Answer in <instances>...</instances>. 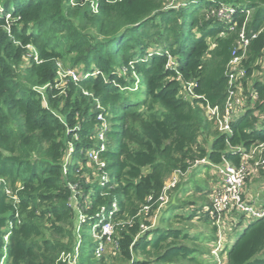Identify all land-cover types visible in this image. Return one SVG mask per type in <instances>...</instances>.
I'll list each match as a JSON object with an SVG mask.
<instances>
[{
  "label": "trees",
  "instance_id": "1",
  "mask_svg": "<svg viewBox=\"0 0 264 264\" xmlns=\"http://www.w3.org/2000/svg\"><path fill=\"white\" fill-rule=\"evenodd\" d=\"M84 1L2 0L0 262L69 264L62 254L74 253L73 232L81 224L78 264H96L98 242L88 230L100 234L104 221L114 230L113 264H203L199 250L184 244L197 236L186 229H149L138 211L158 201L175 171L185 173L205 159L210 166L224 160L237 166L241 154L234 148L264 144V80L248 83L264 58V0H186L177 8H166L167 0H88L82 8ZM223 6L236 9L231 21L211 15ZM6 13L20 18L10 32ZM243 26L251 40L245 104L231 122L232 133L223 135L202 104L225 103V74ZM67 62L82 66L78 81L57 80ZM132 75L140 84L145 80L144 98L137 97L141 85L131 91L138 81ZM182 82H196L200 98L184 99ZM100 116L110 127L107 150L99 155L103 169L87 157L100 145ZM209 138L207 151L200 141ZM186 215L210 218L205 210ZM244 221L242 216L235 231ZM217 230L208 241L215 242ZM227 246L226 264H264V220L248 222Z\"/></svg>",
  "mask_w": 264,
  "mask_h": 264
},
{
  "label": "built area",
  "instance_id": "2",
  "mask_svg": "<svg viewBox=\"0 0 264 264\" xmlns=\"http://www.w3.org/2000/svg\"><path fill=\"white\" fill-rule=\"evenodd\" d=\"M95 9V6H94ZM96 10V9H95ZM4 8L0 2V13L4 14ZM236 13L234 6H223L219 9H214L211 11V15L218 17L220 20L231 21ZM0 14V15H1ZM250 13L247 14V20ZM5 19L7 22L6 29L10 32V26L12 23L18 21L20 18L13 16L10 13H6ZM256 35L252 36L254 39ZM251 40L245 34V28L243 26L239 38L236 42L235 48L232 52V58L227 66L226 76L229 80L228 91L225 103L223 105H213L209 101H205L202 104V108L205 110L207 118L212 121L220 134L229 135L232 133L231 122L240 114L241 108L245 104V95L243 93V82L242 80L247 75V70L244 66V60L247 58ZM174 65V60L169 62V66ZM71 76L70 74H68ZM100 72L95 71L92 76L97 78ZM77 75L72 74L73 81H78ZM181 80V78H180ZM138 81L133 84L131 91L138 89ZM116 85V84H115ZM120 86V85H116ZM183 86V98L186 100H192L195 98H200L195 95L194 89L197 87L196 82H182ZM121 87V86H120ZM256 96L253 100H256ZM99 108H101L99 106ZM99 120L103 122L100 133L97 135V141L100 143L97 150H92L88 152L87 157L93 163H95L99 169L105 167V162L101 161L99 155L101 152L107 150L106 138L104 135L108 131L109 127L106 119L103 116L99 117ZM237 153L241 154V160L239 165H235L227 160H224L220 165L216 167L218 180L210 192V203L211 206L207 207L205 211L208 213L211 219L216 220V227L218 229L219 241L216 243V248L212 251L215 258H218L221 251H224L227 242L224 244L223 241L228 234L231 233L232 229L235 228L240 222V218L243 216L248 222L254 220H264V204L257 208L253 206L250 187L248 185L249 179L256 176L258 172H263L264 174V144L254 145L249 150H245L241 147L234 148ZM200 163H207L208 161L199 160ZM253 165V167L251 166ZM254 169L261 170L255 171ZM184 172L181 170L175 171L172 176L167 180L162 195L157 202H166L168 200V192L175 190L180 184L181 177L184 176ZM103 182L108 181L107 174L102 177ZM104 186V185H103ZM152 198H149L151 201ZM152 205L145 206L141 211L145 216L150 214ZM113 208L116 210V206ZM140 214H138L139 216ZM145 227V226H143ZM114 230L112 224L104 223L100 232L102 237V242L104 239L112 240ZM224 234V235H223ZM5 241L8 242V235L5 237ZM102 248L99 246L96 250V256H101ZM72 254H62L63 261H67L69 264H74L71 259Z\"/></svg>",
  "mask_w": 264,
  "mask_h": 264
},
{
  "label": "rangeland",
  "instance_id": "3",
  "mask_svg": "<svg viewBox=\"0 0 264 264\" xmlns=\"http://www.w3.org/2000/svg\"><path fill=\"white\" fill-rule=\"evenodd\" d=\"M185 1L186 0H167L165 3V7L166 8H168V7L169 8H177L178 6L185 4ZM0 2L2 5V0H0ZM88 3H89V1L85 0L84 2L79 4V6L83 8ZM71 6L73 8L78 7L76 2H73L71 4ZM259 66H260V69L254 73L253 77L250 78V80L248 81L249 84L252 82V80H254L256 78H260V80H264V58L262 59V61H260ZM68 74H70L71 76H69ZM72 74L77 75L78 78L80 76H83L82 75L83 74L82 66L72 68L70 63H68V62L66 64H61L60 72L58 73L57 80H60L63 83L67 79L73 80ZM132 79L138 80V82L140 80L139 77H137L136 75H132ZM138 85L139 86L141 85V87H140L141 88L140 89L141 94L137 95V97L144 98L145 88H146L145 80L141 79V84L139 83ZM243 93H245V90L243 91ZM137 97H134V98H137ZM241 111H242V108H241ZM107 124L109 127L108 121H107ZM214 130H217L216 127L214 128ZM104 138H106V134L104 135ZM211 140L212 139L209 138L208 141L206 142V141H203V139H201L200 144L203 148H205L208 151L210 148V145H211ZM201 165H202V163H200L199 160H197L191 166V168H194V167L199 168ZM94 166L96 167L95 164H94ZM251 166L253 167V165H251ZM91 169H92V165H89L87 167V172L85 174L86 176H89V171ZM255 171H261V170L254 169L253 172H255ZM213 172H214L213 170H210V172H207V174L212 176ZM187 173L188 172H186L184 174V176L181 177L180 184L178 185V187L175 190L168 192V200L166 202L164 201L163 203L162 202L153 203L151 210H150V214L148 216H145L143 214V212L141 210H139L138 211V214H140L139 218H141L142 221L147 219L148 224H151V227L149 229L154 228V227L156 228L158 226H161L164 228L165 227H169V228L171 227L174 229H184V230L186 229L185 234L188 233L189 237H191V238H193L195 236L198 237V239H196V240H190V239L184 240V244L189 246V247H192V248L199 250L196 253L200 254V257L198 258V260L200 262H202L203 264H226V254H222L223 251L220 252L218 258H215L214 255L212 254V251L214 250V248H216L217 241H219L218 230L215 231V234H216L215 235V237H216L215 242L212 243V241L207 240L209 236L210 237L213 236V228H215V226L217 224L216 220L209 218V221L208 220L199 221L198 219L189 220L186 217H184V219L182 218V216H187L185 211L188 209L187 207H185L184 203L192 202L194 200V198H197L196 202H202V204H207L209 202V205L207 207L211 206L209 191H208V194H205L204 192L200 195L197 194V197L194 196V193H188L185 190H184V192H182L183 187L185 185H187L186 181H185L187 179ZM215 174L216 175L213 177L212 182H215V184H216V182L218 180V174H217L216 167H215ZM255 183H258L259 185H262L264 187V184H263L264 183V174H263V172H258L256 174V176L250 178L248 185H249V187H252V186L256 185ZM9 191L13 192L11 190H9ZM254 200H255V198H253V200H252L253 206L259 208L263 205L262 203L261 204L255 203ZM73 203H74V200H73ZM174 208H176V210H174ZM179 217H180V219H178ZM84 219H85V216L80 217V223ZM247 223H248V221L245 220L244 225L242 227L238 228L236 231H235V228H234V230L232 229L231 233L228 234V236H226L224 239L222 238L223 247H224V244L226 242L227 243L230 242L227 246V248L230 250L232 248L233 244L235 243V241L238 239V237L242 233V230L247 225ZM148 224H147V226L143 227V230H146V231L148 230ZM59 226H62L63 228L68 229V226L66 224L60 223ZM88 233L90 234V238L93 242H98L97 248L99 246L102 248L101 256L97 257L95 255L96 254L95 253L96 251H95L94 256L92 257V261L96 264H100L101 259L104 258L105 264H113L114 263V255L116 258V251H117L116 247L114 245H111L113 242V239L112 240L107 239L106 242H102L101 241L102 237L100 236L99 233L96 232L95 227H92L90 230H88ZM73 235L75 237V241H74L75 244L73 245V248H75V250H74V254L72 255L73 259H71V261L74 264H78V262L80 260V256H81L80 249H81L82 242H83L81 224H80V226H78L77 230H74ZM229 236L231 237V239L229 238ZM55 239H60V238L58 235H56ZM61 240L64 243L69 242V238H62ZM72 253H70V254H72ZM202 253L206 254V255L208 254L209 258L206 259V256L203 257L201 255ZM0 264H3V261H1Z\"/></svg>",
  "mask_w": 264,
  "mask_h": 264
},
{
  "label": "crops",
  "instance_id": "4",
  "mask_svg": "<svg viewBox=\"0 0 264 264\" xmlns=\"http://www.w3.org/2000/svg\"><path fill=\"white\" fill-rule=\"evenodd\" d=\"M210 170L214 171L212 176L207 174V172H210ZM187 172H188L187 179L185 180L187 185L183 187L182 192H184L185 190L188 193H194V196L197 197V194L200 195L203 192L205 194H208V191L209 193L212 191V189L215 186V182H212V181H213V177L216 175L215 168L213 166H210L207 163H203L199 168L194 167L188 170ZM255 184H256L255 186L250 187L251 199L253 200V198H255L254 201L257 204H261V203L264 204V187L262 185H259L258 183H255ZM196 199L197 198H194L192 202H189L190 204L184 203L185 207L188 208L185 211V213L188 212L189 215L195 212L200 213L201 215L202 213H204V210L209 205V202L207 204H202V202H196L197 201ZM195 219H198V218H195ZM229 238L231 239L230 236ZM229 243L230 242L226 244L228 245Z\"/></svg>",
  "mask_w": 264,
  "mask_h": 264
}]
</instances>
